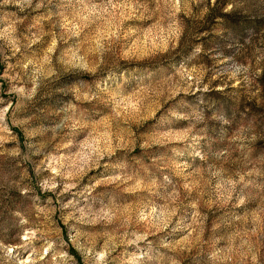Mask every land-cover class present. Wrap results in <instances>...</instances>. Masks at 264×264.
Returning a JSON list of instances; mask_svg holds the SVG:
<instances>
[{"label": "rangeland", "instance_id": "rangeland-1", "mask_svg": "<svg viewBox=\"0 0 264 264\" xmlns=\"http://www.w3.org/2000/svg\"><path fill=\"white\" fill-rule=\"evenodd\" d=\"M0 264H264V0H0Z\"/></svg>", "mask_w": 264, "mask_h": 264}]
</instances>
